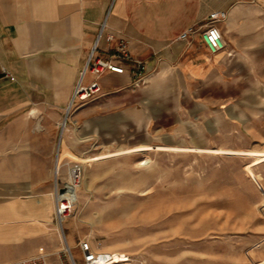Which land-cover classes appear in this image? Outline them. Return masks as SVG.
<instances>
[{
    "label": "crops",
    "instance_id": "1",
    "mask_svg": "<svg viewBox=\"0 0 264 264\" xmlns=\"http://www.w3.org/2000/svg\"><path fill=\"white\" fill-rule=\"evenodd\" d=\"M219 10L225 46L212 53L201 29ZM103 23L98 53L124 71L102 73L100 90L67 114ZM121 39L145 61L139 86L116 56ZM212 111L264 127V0H0V264L63 251L54 211L66 117L73 139L150 149L175 147Z\"/></svg>",
    "mask_w": 264,
    "mask_h": 264
},
{
    "label": "rangeland",
    "instance_id": "2",
    "mask_svg": "<svg viewBox=\"0 0 264 264\" xmlns=\"http://www.w3.org/2000/svg\"><path fill=\"white\" fill-rule=\"evenodd\" d=\"M259 122L212 111L181 130L175 147L89 160L130 145L73 139L66 117L57 177L74 162L84 170L74 212L55 218L64 248L52 263H81L80 241L89 239L110 264H264Z\"/></svg>",
    "mask_w": 264,
    "mask_h": 264
},
{
    "label": "built area",
    "instance_id": "3",
    "mask_svg": "<svg viewBox=\"0 0 264 264\" xmlns=\"http://www.w3.org/2000/svg\"><path fill=\"white\" fill-rule=\"evenodd\" d=\"M227 16V12L224 10L213 11L210 13L209 21L205 28L201 29V36L205 46L212 53L222 49L225 46V40L220 27L217 25V21L224 19ZM106 24L103 23L100 27L99 33L90 49L88 55V61L81 73V78L75 86L73 95L70 100V104L67 110V114L70 113L73 105L77 100L83 101L93 97L101 88L98 77L105 71L123 72L124 66L114 60L112 57H102L98 51L100 49V37L104 32ZM198 29L191 28L185 31L181 37L186 38L192 33H195ZM114 35L108 33L106 39L112 40ZM117 58L121 61H128L132 65V70L135 76L134 84L139 86L146 82V64L145 61L134 57L127 49L125 39H121L117 46ZM91 71L95 78L90 83H84L83 77ZM66 119L60 123V140L63 130H65ZM59 166H56V181H55V218L59 222L74 212V202L78 199L77 190L81 182L83 175V165L80 162L72 163L68 170L67 176L63 181H59L57 175ZM64 187L65 190L61 191ZM80 249L82 253V262L79 264H110L113 261L111 254L105 259L102 257L101 252L94 248L92 242L89 239H83L80 241ZM69 250V249H68ZM51 253L41 246L36 252L10 261L8 264H53L50 259ZM72 264H78L73 260Z\"/></svg>",
    "mask_w": 264,
    "mask_h": 264
},
{
    "label": "bare ground",
    "instance_id": "4",
    "mask_svg": "<svg viewBox=\"0 0 264 264\" xmlns=\"http://www.w3.org/2000/svg\"><path fill=\"white\" fill-rule=\"evenodd\" d=\"M150 146H146V145H140V146H135V147H129V148H125V149H122V150H118V151H113V152H110L108 154H101V155H96L95 157H92V158H89L92 159V160H97V159H100V158H104V157H107V156H112V155H117V154H122V153H129L131 151H136V150H141V149H146V148H149ZM151 147H155V148H164L166 146H151ZM255 153H257L258 155H264V150L262 151H255ZM88 160V159H87ZM145 162V161H144ZM75 203H76V200L74 202V206H75ZM67 249H69V247H67ZM103 258H107L105 256H102Z\"/></svg>",
    "mask_w": 264,
    "mask_h": 264
},
{
    "label": "water",
    "instance_id": "5",
    "mask_svg": "<svg viewBox=\"0 0 264 264\" xmlns=\"http://www.w3.org/2000/svg\"><path fill=\"white\" fill-rule=\"evenodd\" d=\"M65 190L64 187L61 188V191Z\"/></svg>",
    "mask_w": 264,
    "mask_h": 264
}]
</instances>
